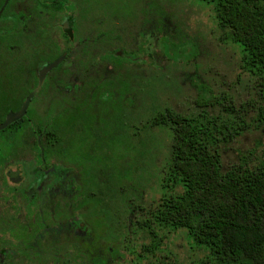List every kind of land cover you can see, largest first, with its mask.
I'll return each instance as SVG.
<instances>
[{"label":"flooded vegetation","instance_id":"1","mask_svg":"<svg viewBox=\"0 0 264 264\" xmlns=\"http://www.w3.org/2000/svg\"><path fill=\"white\" fill-rule=\"evenodd\" d=\"M160 4L0 0V49L13 59L0 56V113L19 112L34 93L25 121L32 125L38 100L44 114L35 131L36 159L18 161L14 171L0 170V264H64L65 259L78 264L80 258L86 264H110L113 255L121 256L106 242L107 225L92 207L96 195L85 182L89 170L81 167L112 145L109 124L115 118H108L112 105L108 110L105 99L126 104L129 96L125 90L85 85L83 75L92 81L97 71L109 75L115 65H156L150 49L160 41ZM23 49L29 58L16 67L15 54ZM59 59L39 85L40 70ZM69 99L72 105L66 107ZM64 236L73 237L67 252L61 247Z\"/></svg>","mask_w":264,"mask_h":264},{"label":"rangeland","instance_id":"2","mask_svg":"<svg viewBox=\"0 0 264 264\" xmlns=\"http://www.w3.org/2000/svg\"><path fill=\"white\" fill-rule=\"evenodd\" d=\"M160 3L163 13L159 17L160 41L150 49L156 65H115L109 75L97 71L96 79L92 81L88 73L83 75L85 85L94 83L95 89L105 85L112 90H125L129 96L126 104V101L115 104L119 99L113 101L111 96L105 99L108 110L112 105L108 118H115L109 124L112 145L104 148L102 156L96 154L94 159L86 161L89 165L81 167L89 170L85 182L96 195L92 207L107 225L106 242H110L114 251H121V256H112L110 264H134L132 261L136 256L142 257V246L151 241L140 226L143 210L156 205L167 191L162 188L161 181L171 159L172 137L167 127L153 123L154 117L166 110L181 115L197 113L194 102L198 87L209 88L213 95L229 93L236 103L248 99L250 94L249 76L239 69L240 47L224 40L212 7L201 0H160ZM149 22L151 24V19ZM148 24L144 23L145 28ZM166 39L169 45H166ZM180 41L188 42L185 47L189 53L175 48ZM192 47L195 56L190 59ZM96 52L99 56L100 52ZM0 56L13 60L3 48ZM28 58L29 53L24 49L18 51L14 57L15 66ZM114 84H119V88ZM53 100L52 105L56 107L58 99ZM40 105L41 100H38L35 104L37 112L30 116L32 125L25 121L18 129L0 131V170L14 171L17 169L14 165L20 164L18 161L29 156L36 159L39 151L35 145V131L44 117ZM70 105L71 99L65 106ZM121 106L125 108L121 110ZM54 114L49 113V116ZM257 139L258 134L251 132L222 147L223 168L236 162L240 152L254 148ZM63 211L70 213L69 208L64 207ZM158 235L162 243L156 257L170 255L181 264H189L206 254L191 244L186 230H158ZM72 242L73 237L62 238L64 252L71 250ZM85 262L86 258H80L78 264ZM66 263L70 260L65 259ZM140 264L144 262L140 261Z\"/></svg>","mask_w":264,"mask_h":264},{"label":"trees","instance_id":"3","mask_svg":"<svg viewBox=\"0 0 264 264\" xmlns=\"http://www.w3.org/2000/svg\"><path fill=\"white\" fill-rule=\"evenodd\" d=\"M201 1L212 7L224 40L240 47L239 69L249 76V98L236 103L229 93L213 95L203 86L197 88V113L166 110L154 117L172 137L161 181L167 191L143 210L140 226L151 241L134 264H181L170 255L155 256L162 243L158 230L179 229L206 253L189 264H264V0ZM187 43L175 48L188 52ZM5 115L0 114V123ZM23 122L24 117L5 129ZM251 132L259 137L254 148L223 168L222 147Z\"/></svg>","mask_w":264,"mask_h":264},{"label":"water","instance_id":"4","mask_svg":"<svg viewBox=\"0 0 264 264\" xmlns=\"http://www.w3.org/2000/svg\"><path fill=\"white\" fill-rule=\"evenodd\" d=\"M60 62V59L55 61L54 63L43 67L40 72V78H39V85L42 84L43 81V77L45 76V74L50 71L51 69L55 68L58 63ZM34 93H31L26 100L24 101V103L21 106V109L19 110V112L17 113H9L6 115L5 120L0 123V131L4 130L5 128H7L8 126H10L12 123L17 122L18 120L22 119L25 115H26V110L27 107L29 105L30 100L32 99Z\"/></svg>","mask_w":264,"mask_h":264}]
</instances>
